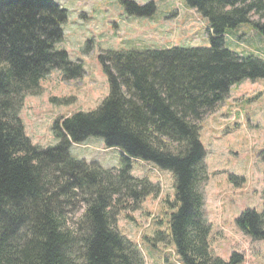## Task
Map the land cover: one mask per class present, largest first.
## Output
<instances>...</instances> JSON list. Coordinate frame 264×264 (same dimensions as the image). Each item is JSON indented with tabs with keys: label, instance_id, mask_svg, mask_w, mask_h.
<instances>
[{
	"label": "trees",
	"instance_id": "obj_1",
	"mask_svg": "<svg viewBox=\"0 0 264 264\" xmlns=\"http://www.w3.org/2000/svg\"><path fill=\"white\" fill-rule=\"evenodd\" d=\"M186 2L209 19L210 46L101 53L109 94L97 108L59 119L54 125L59 141L41 147L20 116L25 96L40 94L53 70L65 80L85 70L56 47L67 19L56 0H0V264H142L138 245L116 227L124 198L138 202L156 192L146 178L132 174L135 159L172 172L168 232L157 237L168 238L182 264L242 259L234 253L226 262L210 248L199 122L233 84L264 78V56L240 54L225 43L228 30L243 23L264 39V0ZM90 136L119 149L121 164L104 168L73 156L72 144ZM77 201L82 212L71 221ZM237 223L264 240V196L262 210L246 209Z\"/></svg>",
	"mask_w": 264,
	"mask_h": 264
},
{
	"label": "rangeland",
	"instance_id": "obj_2",
	"mask_svg": "<svg viewBox=\"0 0 264 264\" xmlns=\"http://www.w3.org/2000/svg\"><path fill=\"white\" fill-rule=\"evenodd\" d=\"M56 2L67 11L63 38L56 47L66 50L73 61H81L85 72L65 80L62 72L53 70L42 80L40 94L25 96L20 116L31 141L41 147L59 141L54 127L59 119L97 108L109 94L101 53L210 46L209 19L190 8L186 0ZM145 7L150 12L140 14ZM225 43L237 53L264 56V39L250 23L229 29ZM199 124L207 169L204 210L211 226L210 248L226 262L236 253L242 256L236 264H264V240L254 239L237 223L246 209L263 208L264 78H246L233 84L218 107ZM71 153L79 159L97 161L104 168L118 167L122 162L117 148H109L96 136L73 143ZM132 167V174L146 178L156 192L144 194L138 202L133 197L124 198L117 229L138 245L142 264H182L168 238L157 237L158 232H168L170 202L175 199L172 172L140 160H134ZM81 212V202L77 201L69 212L71 221Z\"/></svg>",
	"mask_w": 264,
	"mask_h": 264
}]
</instances>
